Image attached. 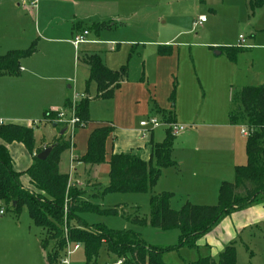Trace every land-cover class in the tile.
<instances>
[{"label": "rangeland", "instance_id": "obj_1", "mask_svg": "<svg viewBox=\"0 0 264 264\" xmlns=\"http://www.w3.org/2000/svg\"><path fill=\"white\" fill-rule=\"evenodd\" d=\"M123 1L119 6L122 16L115 24H112L113 21H106L105 24L101 23L102 25L99 26L85 23L91 35L99 40L96 45H93V49L101 52L102 57L107 60V64L113 67L112 69L126 67L128 77L114 95L109 98L95 97L96 84L95 81H90L91 120L85 127L78 125L74 129L72 140H75L79 146L77 151H81V144L87 146V140L81 144L79 143L80 140L87 137L92 131L91 129L103 121H112L115 125L132 122L140 126L141 121L154 116L158 121L157 126L161 130L160 132H165L166 124L164 125L163 113L156 111L155 105H160L167 110H179L180 112H177L179 113L177 125L182 124L186 127L182 132L191 129L190 124L184 122L182 118H193L194 121H196L195 118L199 121L210 120L215 114L217 119L230 118V111L234 109H238L239 115H242L240 88L244 85L258 86L264 83V4L251 9L249 0ZM200 15H205L208 19V22L203 26L195 25ZM188 30L196 38L193 39L191 35H187L178 37V39H186L206 45H210L209 43L212 42L220 43L216 46L227 43L224 48L237 45L240 34L245 36L246 41L243 46H250V49L239 53L238 63H236L237 60L229 57L225 49L223 55H212L216 60H225L233 66V75L230 80L234 81L231 85L234 86L235 90L232 96L230 93L231 85L226 86L225 92L223 87L219 86L220 81H217L219 78L216 70L209 68L210 73L207 74L208 69L202 68L204 57L200 54L201 50H196L195 56L187 54L186 51L185 59L181 53L180 60H178L177 52L171 57H162L158 54V47L151 45V42H155L159 46V41L169 39L172 34ZM0 33L2 32L0 31ZM111 40L119 44L117 49H110L111 45L108 44V41ZM39 41L35 39L34 42L22 49H28L33 44L36 49L35 52H38ZM82 49H84L83 46L80 48V54ZM210 50L214 54L215 49ZM45 51L43 50L39 52V55H35L36 57H32L33 60L44 55ZM2 53L0 48V54ZM185 62L193 70L194 80L199 87L210 80L215 83L214 86H218L216 92L212 93L207 90V94H205V88L202 86L197 96L192 98V94L189 92V96L182 97L180 93L178 99L182 100L176 102L175 95L178 94L175 91L174 80H177L178 84V75L180 74L179 80L183 89L184 79H187L183 70ZM78 65V72L74 67V69L71 68L67 71V74L72 78L68 84L72 85L73 90L76 86L74 82L76 72L79 82L82 80L84 70L88 75V70L81 60L78 61ZM211 66L216 68L217 64ZM227 80L229 81L228 78ZM174 102L176 104L172 107ZM59 110L64 111V108ZM214 112L215 114H212ZM60 123L62 124V122ZM29 124L33 127L35 145H37V140L42 137L49 139L47 129L53 128L50 123H45L42 118H37L30 120ZM65 124L68 125L67 122ZM59 127L63 128L62 125ZM71 130L70 126L68 135ZM179 135L175 137L173 145L172 157L175 163L163 169L155 186L147 192H104L105 187L109 185L110 176L106 161L103 162L105 165L101 163L98 182L103 188L102 191H96L95 195L90 191V202L101 209L115 207L119 210V214L108 215L107 213L90 211L82 213L81 218L90 227L100 225L110 230H132L140 233V237L150 247L167 249L178 245L181 236L180 229L155 228L150 223L141 225L135 222L136 218L149 219L151 196L163 191L171 192L170 206L175 210H179L186 202L215 205L219 201V189L222 182L224 180L232 182L235 173L232 153L222 151L219 147L216 150L201 152L203 153V161L207 162H204L206 164H203L200 169H191L189 172L185 170L182 173L178 171L176 157L179 158L183 155V141ZM201 140L208 142L205 137ZM110 141H112L111 137L108 142ZM242 155L244 162L242 163L245 164L247 156L244 150L243 152L241 150ZM60 159L62 160V168L68 169V152L61 154ZM32 192L45 194L36 188H33ZM44 197L47 198L45 195ZM0 206L6 211L5 215H0V228L6 224V220L13 219L16 220L17 225L21 224V228L20 226L18 228L23 229L31 236L32 242L36 240L39 244V239L45 237L46 232L33 224L29 210L25 205H22L19 213L13 205L0 201ZM67 210L68 206L65 205V216ZM70 224L77 226L78 222L70 220ZM65 227L68 229L66 221L64 222V232ZM99 233L102 234L101 231ZM229 243H234L236 247V264H264V201L254 202L243 209L234 210L224 215L216 226L197 240L196 246L184 245L177 249L167 250L162 256L168 264L188 263L206 256L218 259L220 252ZM73 245L72 242V250ZM37 246L39 248L40 245ZM43 251L46 261H42L44 259L39 257L40 262L38 261V264H65L63 263L64 259H68L69 264H87L86 249L82 243L78 249L73 250L70 254L67 253L66 248L62 250L54 263L47 261V252L44 249ZM43 251L40 249V252ZM119 260L123 261L124 259L108 252L107 246H103L97 264H119ZM120 264H126V261Z\"/></svg>", "mask_w": 264, "mask_h": 264}, {"label": "crops", "instance_id": "obj_2", "mask_svg": "<svg viewBox=\"0 0 264 264\" xmlns=\"http://www.w3.org/2000/svg\"><path fill=\"white\" fill-rule=\"evenodd\" d=\"M121 2L124 1L22 0V2H19V0H0V31L2 32L0 33V48L3 52L0 55L13 49H22L34 42L35 39L40 40L38 52L36 51L32 55L21 59L20 72L17 75H0V124L16 123L33 128L29 124L30 120L42 118L45 123H50L53 127L47 129L49 131V139H43L42 137L37 140L34 152H30L25 144L19 141L8 144L14 170L23 172L20 176V182L24 188L28 190H33L34 188L30 176L25 172L34 163L35 153L53 145L55 140L62 135L61 128L56 125L57 116L54 119L53 116L47 117L46 115L49 112H58L60 108H64L67 118L71 115L70 108H67L68 102L71 101L73 103L75 101L77 103L83 97H88L91 103L90 81L93 79H91L90 76V69L83 62L85 65L84 67L88 70V75H86V71L84 70L82 73V80L80 82L77 81L78 61L87 54H98L110 70L118 71L122 68L112 69L113 67L107 64V60L102 57L101 52L93 49V45H96L99 40L91 35L89 28H87L85 24L88 22L89 24L92 23L94 26H99L105 24L106 21H113L112 24H115L122 16L119 7ZM22 4L23 6L21 7ZM207 22L208 19L206 18L202 26ZM83 30H88V34L86 35L87 41L80 43L76 47L73 40L76 34ZM187 35H191L193 39L196 38L189 30L180 31L172 34L169 39L159 41V46L157 45L158 43L155 42H151V45L158 47V54L162 57H171L177 52L178 60H180L181 53L185 59L188 53L194 55L196 50H201L200 54L204 57L202 68L204 70L208 69L207 74L210 73L209 68L217 71V77L219 78L217 81H220L219 86H222L225 92L227 90L226 86H230L234 82L230 80L233 75V66L225 60H216L212 55H223L224 49L227 48H224V46H226L225 44L227 43H223L224 45L222 46H216L220 43L212 42L209 43L210 45H206L195 41H187L186 39H178V37L180 38ZM108 44L111 45L110 49L112 50L119 47V44L114 40L108 41ZM82 46L84 49H82L80 54V48ZM232 48H243L242 51H244L249 50L250 46H241L239 40L237 45H232ZM210 49H215L214 54L210 52ZM43 50H46L45 54L33 60L32 57H36L35 55H39V52ZM216 51H220V54H216ZM242 51H239V53ZM239 53L235 59L237 60L236 63L239 61ZM215 63L217 64L216 68L211 66ZM73 67L77 69L76 78L74 79L76 85L74 86V90L72 85L68 84L72 78L67 74V71ZM183 70L184 76L187 75V79H184L183 89L181 88V81L179 80L180 74L178 75V84L177 80H174L175 91L176 94H178L177 96L175 95L176 99L173 97L176 102L182 100L178 99L180 98V93L182 97L189 96V92L192 94V98L193 96H197L202 86L205 88V94H207V90L212 93L216 92L218 86H214L215 83L210 80H207V82L203 84L201 83L202 85L199 87L194 80L193 70L186 62L183 64ZM127 77L128 72L126 76L119 81L112 96L126 81ZM95 84L96 96L98 93V84L96 81ZM263 84L264 83L259 84L258 86ZM248 86H242L240 91ZM71 89L72 91H70ZM234 90V86L231 85V96ZM175 104V102L172 103V107L175 106ZM155 108L156 111H162L163 113L164 125L166 124L165 132H160L159 126L146 132L139 124L127 122L124 125H115L112 121L99 122L91 129L93 131L101 126H110L112 128V133L106 141V165L109 170V160L113 154L133 153L138 154L143 160H149L153 145L164 140L166 129L169 127V124L177 123V116L179 115L177 112H180L179 110H167L160 105H155ZM212 114H215V112ZM182 119L184 122L190 124L191 129L187 132H181L179 135L183 141V155L179 158L176 157L178 171L182 173L185 170L189 172L191 169H200L203 164H206L204 162H207L203 161V153L201 152L205 150H216L217 147L221 148L222 151L232 153L231 156L234 160V167L237 165H244L241 150L242 152L244 150L246 153L247 136L242 133V128L247 124L243 122L234 124L231 122V116L230 118L222 117L221 119H217L216 114L213 115V119L210 120L204 119L199 121L195 118L196 121H194L193 118L188 117ZM90 120L91 119H89L88 122H90ZM75 128H77V126ZM66 129L64 134L65 139L71 142L70 147L64 151L68 152V169L62 168V160L60 159L59 171L60 173L68 174L72 187L77 186L81 188L85 192L83 198H87L90 201V191H92L94 195L96 191H102L103 187L101 183L98 182V176L102 165H105V163L91 166L80 160L87 152L88 140L92 131H90L88 136L86 132L87 137L80 140V144L83 143L84 140H87V146L81 144L82 149H80L81 151L79 152L77 151L79 147L77 146V142L72 140L74 131L73 134L70 132L68 135L67 126ZM68 137H70V139H68ZM110 137L112 141L108 142ZM175 137H178V135ZM204 137L208 139V142H203L201 140V138ZM173 152L174 149L172 153ZM72 158H74L73 163ZM84 177L86 178L85 181ZM20 225L16 224V220L9 219L6 220V224L0 228V264H38L40 262L39 257L44 259L42 261H46L41 243L39 242L38 244L36 240L32 242L31 236L26 233V231L24 232L23 229H20ZM18 226H20V228H18ZM39 241H41V239H39ZM37 245H40L39 248ZM40 249L43 252H40ZM121 262L122 260L118 261L119 264Z\"/></svg>", "mask_w": 264, "mask_h": 264}, {"label": "trees", "instance_id": "obj_3", "mask_svg": "<svg viewBox=\"0 0 264 264\" xmlns=\"http://www.w3.org/2000/svg\"><path fill=\"white\" fill-rule=\"evenodd\" d=\"M264 0H249L251 9L260 7ZM243 48H225L233 60ZM35 47L13 49L0 55V75H17L20 61L35 52ZM90 69L91 79L98 84L97 98L111 97L127 74L126 67L118 71L110 70L98 54H87L81 58ZM242 115L238 109L230 112L231 122H245L253 128L247 136V163L237 165L234 169V180L223 181L219 189V201L215 205H198L186 202L179 210L170 206L172 193L163 191L150 198L149 219H135L137 224L150 223L155 228H178L181 231L180 242L167 249L148 246L140 237V233L132 230H110L100 225H88L82 218L84 212L95 211L118 215L115 207L101 209L88 199H83L85 192L77 186L72 187L70 176L60 173L59 163L63 151L71 145L60 135L53 144V149L46 159H39L37 151L34 163L26 170L34 188L45 193L36 194L24 188L20 182L23 172L14 170L8 144L19 141L25 144L30 152H34L35 138L33 129L16 123L0 124V201L13 205L19 213L25 205L35 226L41 227L46 235L41 239L42 248L47 252V261L54 263L59 253L66 248V243H82L86 249L87 264H97L100 251L107 246L110 253L123 258L126 264H168L163 260V253L187 245L194 247L197 240L216 226L222 217L234 210L264 201V84L248 86L240 91ZM90 98L83 97L76 103L75 114L79 118L78 125H85L89 117ZM68 102L67 108H71ZM47 117L55 119L57 112H49ZM59 127L66 128L65 123L56 122ZM112 128L97 127L88 140L87 152L80 158L91 166L106 161V141ZM175 135L170 127L166 129L163 141L155 143L149 160H143L138 154H113L109 160L110 182L104 192H147L157 183L164 168L174 164L172 150ZM77 203H80L79 205ZM68 206L66 216L64 206ZM70 220L78 222L71 225ZM67 222V237L64 222ZM102 232L100 234L99 232ZM182 264H236V247L227 244L220 252L219 258L201 257L195 261Z\"/></svg>", "mask_w": 264, "mask_h": 264}, {"label": "built area", "instance_id": "obj_4", "mask_svg": "<svg viewBox=\"0 0 264 264\" xmlns=\"http://www.w3.org/2000/svg\"><path fill=\"white\" fill-rule=\"evenodd\" d=\"M206 21V16L203 15V16H200L198 18V20L195 22V25H202L204 22ZM88 34V30H83L82 32H79L76 34L74 40H73V43L74 45L77 47L80 43H83L86 40V35ZM239 40H240V45L243 46V44L245 43L246 41V38L243 34H241L239 36ZM75 109H76V102L74 101L71 105V115H70V118L69 119H66V113L65 111H61L59 110L57 112V122H62V123H68L67 125V128H69L71 126L72 130H71V133L73 134V131L76 127V124L79 122V118L76 116L75 114ZM157 119L155 117H149L147 120H143L140 122V126L146 131V132H149L151 130H153L156 126H157ZM169 127L171 128L172 130V133L173 135H179L182 131H184L186 129V127L182 124L180 125H177V123H173V124H169ZM251 132H253V128L252 127H244L242 129V133L245 135V136H249L251 134ZM74 161V158H72V163ZM72 169H73V166H72ZM6 211L5 209L0 206V215H5ZM65 233H66V236H67V227H65ZM80 247V243H74L73 245V250H76ZM66 249H67V253L70 254L73 250L71 249V242H67V245H66ZM63 263L65 264H69V260L68 259H64L63 260Z\"/></svg>", "mask_w": 264, "mask_h": 264}, {"label": "water", "instance_id": "obj_5", "mask_svg": "<svg viewBox=\"0 0 264 264\" xmlns=\"http://www.w3.org/2000/svg\"><path fill=\"white\" fill-rule=\"evenodd\" d=\"M216 54H220V51H216ZM66 130H67L66 128L63 129V130L61 131V134H64ZM52 149H53V145L48 146L47 148H45L44 150H42V151L38 154V158H39V159H46V158L49 156V154H50V152L52 151Z\"/></svg>", "mask_w": 264, "mask_h": 264}]
</instances>
